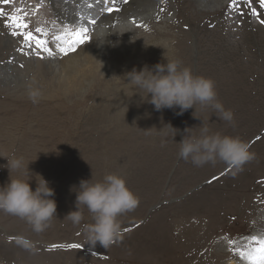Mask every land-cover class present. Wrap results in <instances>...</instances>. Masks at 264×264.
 <instances>
[{
	"label": "rangeland",
	"instance_id": "rangeland-1",
	"mask_svg": "<svg viewBox=\"0 0 264 264\" xmlns=\"http://www.w3.org/2000/svg\"><path fill=\"white\" fill-rule=\"evenodd\" d=\"M157 1L129 0L125 4L123 0H116L115 5L130 7L133 12L135 11L142 21L139 26L144 29L149 27L146 21L149 20L151 3ZM177 1H158L160 4H165L167 9L162 10L161 17L155 23L166 25L168 29L167 38L164 37V45L158 47V52L155 53L152 59H148L152 56H143L133 66L142 69L144 66L140 67L139 62L142 60L150 63L152 67L158 63H166L167 61L164 62L163 59L160 61L155 60V58L161 53L165 54L170 44L172 45L171 48L178 49L180 54V51L184 49L181 54L182 67H189L194 75H201L213 80L215 90L218 93L217 100L224 106L225 110L232 111L234 119L232 123H229L220 119L219 114L214 109L210 107L202 108L199 105L196 106V110L189 109L181 115L177 114L180 111L178 108L169 109L171 120L169 122L164 121L163 125L160 124L158 130H156V126L164 116L158 114L157 117H149L150 122L147 124L152 128L154 127L153 129L150 128L151 131L154 130V134H151V148L147 152L138 148L130 152L133 155L137 154L136 156L140 158L138 162L134 161V171L131 167V171L128 170L130 174H120L121 169L118 173L116 172L118 164L124 165L123 159H120L119 162L117 160L115 162L117 165L111 164L113 171L105 167L106 165H101L96 169L91 164H86L87 159L82 163L86 157L85 153L89 151V149H84L82 139L91 140L90 138L95 135L88 133L89 131L85 129L84 124L87 125L89 119L83 116L84 111L81 109L78 118L62 116L65 115L62 112L60 116H56V121L51 122L52 125L59 127L54 128L56 129L55 132H61V137L58 140H50L51 137L48 135L49 122L45 124L37 123L36 120L31 119L33 116L38 115L33 109L26 111L22 126L17 127L12 120H8L22 105L31 106L33 105L31 103L35 101L38 102V107L42 110L45 108V104H49V102H52L49 100L53 99L45 98L40 94L37 95L39 97H36L35 100H29L30 96L22 95L23 91L25 92V89L28 88V85L25 84L27 81H22V76L21 78L18 76L19 72H11L9 61L13 60L17 62L18 66L22 65L23 59L20 62L17 59V55L22 56L23 54L19 51L21 47L24 48L25 52L40 50L35 49L34 44L32 48L25 46L21 36H13V29L6 26L9 21L5 17L22 16L24 22L28 20L26 22L29 25L28 30L32 31L36 38L38 36V39L46 40L48 43L46 37L52 35L49 40L50 44H54L58 48L57 45H61L62 41L56 38L63 37L69 27H73L76 31L82 26V17L86 21L84 13L93 10V8L101 10L109 5L106 6L102 2H97V0H12L9 4L0 3V9L4 13V16H0V54L7 53L6 58H0V108L3 109L0 110V146L11 145L15 147L11 152L10 150L0 152V171L3 172L6 168L7 161L3 164L5 159H12L21 152V149L18 150L19 142H15L21 133L27 134L30 145L34 144V147L33 145L28 147L37 150L36 156L31 154L30 151L24 152L26 154H19H22L21 157L26 156L25 164L30 162L29 169L31 173L34 169L47 167L45 163L50 167V164H55L56 161L58 166H61L57 172L61 175H57L58 178H51L50 180L53 181H49V186L55 192L52 198L58 204L57 217L47 227L48 231L57 228L59 235L48 240L38 238L32 233L31 235L28 234L21 228H10L6 222V218L10 215L7 213L0 214V264H252L249 253L255 256L254 250L259 247L258 241L264 240L263 228L256 229L254 225L259 216H264V172L254 170L252 173L254 175L259 174L255 176H261L262 179L252 183L255 177H252V174L250 176L253 179L252 184L249 182L245 184V187L243 184L246 179H251L247 176L251 173V161L243 166L242 172H236L232 166L222 162L195 166L190 160L185 161L179 157L180 145L177 143L183 139L185 129L193 128L191 134L199 135L200 126L204 123L213 133L219 132L223 135L239 137L247 142L250 145V151L254 153V157L258 156V160H262V156H264V23L261 21L264 20V8L260 7V0H235V4H233V0H230L219 11L201 12L198 10L197 5H192L186 15H182L178 13ZM187 1L192 3L193 0ZM34 3H36V7ZM254 10L255 15L252 14ZM153 11L154 9L151 13ZM68 14L74 16L72 15V18L69 19ZM191 14L195 19L194 23H197L195 28H193L192 22L187 20V17H190ZM49 15L51 18L48 19ZM106 15L107 12L101 11V18ZM108 15L110 14L108 13ZM45 18L52 19V23L57 28L55 33L49 34L52 29L47 28L49 24L43 23ZM175 25L177 26L175 27ZM180 25L182 26L180 27ZM217 28L220 37L217 38V41L215 40V44L210 46L207 36L214 33ZM37 29L40 31L37 32ZM242 30L246 33L243 34ZM185 36L188 38H185ZM154 38L155 40L163 39L159 35ZM17 45L18 47L15 49ZM231 45L235 46L232 48ZM80 46L78 45L77 49ZM138 57L139 55L136 58ZM201 66L202 68H200ZM212 69L215 76H211L212 72L210 70ZM11 75L18 76L20 82H13L12 80V85L5 82V79L7 77L11 78ZM37 83L40 84L39 81ZM135 90L138 91L139 89L135 88ZM224 91L225 93H223ZM65 102L63 108H68L73 103L71 100ZM52 103L55 104V102ZM54 106L52 105L48 109ZM78 111L79 109H76L75 114ZM46 116L49 117L50 115L46 114ZM154 123L157 125L155 126ZM168 125L178 130L177 133ZM27 128L29 129L27 130ZM41 129L42 131H40ZM145 129L149 130L148 128ZM58 134L60 136V133ZM137 134L134 142L138 144V140L141 139L138 138L140 134ZM168 141L170 142L167 143ZM45 142H47V145L44 144ZM56 142L58 145H54ZM142 144H145V142L143 141ZM165 145L167 146L165 147ZM3 146L0 147V150ZM56 146L62 149L59 150ZM55 149L59 150L56 157L55 152L57 150ZM103 153L102 150H99L98 153H95V156L100 159ZM8 154L11 156L6 158ZM48 154H50V157L47 156ZM29 157L31 161L28 159ZM152 167L155 169L153 172L160 170L163 174L160 176V180H155L154 183L149 184L146 183L144 178L153 173L150 171ZM262 167V170H264V164H262ZM52 169H50V172ZM6 171L3 174L0 172V176L8 175V169ZM82 171H87L88 175ZM109 173L122 175L128 188L139 198V204L133 213L127 212L120 217L122 233L117 241L107 249L99 244L96 247H90L85 242L82 227L74 226L65 216L76 210L75 189L79 188L81 180L92 179V182L95 183L102 181L104 176ZM41 176L47 180V177ZM5 180L7 181V179ZM35 180H31L33 190H35L36 182L39 183L38 180ZM0 185H3L2 180H0ZM238 186L243 187L241 189ZM58 207L65 208L61 210ZM85 218V223H91V214H88L87 211H85ZM62 224L63 227H59ZM73 244L80 247H70Z\"/></svg>",
	"mask_w": 264,
	"mask_h": 264
},
{
	"label": "bare ground",
	"instance_id": "bare-ground-1",
	"mask_svg": "<svg viewBox=\"0 0 264 264\" xmlns=\"http://www.w3.org/2000/svg\"><path fill=\"white\" fill-rule=\"evenodd\" d=\"M23 1H25V0H23ZM158 1L151 3L152 8L151 9L149 8V9L151 11L154 9V11L152 13H151V11L149 12L150 13L148 16L149 20L146 21V23L148 22L149 27L148 28L146 27L144 29H141V27L138 26L139 23H141L142 21L137 16L136 12L135 11L133 12L130 7L115 5V7L117 6V8H119L120 11L114 15H111V14L108 15V13H107V15L103 18L100 17V15H101L100 9H94L93 8V10H88L86 13H84V15L86 17V21L88 19H92V18H95V20H96L95 24H88V23H86V21L83 17L81 19V22L83 23L82 26L87 27L89 29V32H88L89 40L84 45H81L79 47V49H77L75 52H69L67 55L60 53L58 48H56L54 46V44H50L49 40H50V37L52 36L51 34L53 32L55 33V30H57L56 25L54 23H52L53 22L52 19L48 20L49 18H51V16L49 15L47 17L48 19H46V18L43 19V23L46 22L47 24H49L47 26V28L52 29L51 32H49V34L51 36L48 37L49 35H47L46 39H48L47 44H48L49 48H51L53 55L48 56V54L46 52H43L42 50H40V51L31 50V52L30 51H27V52L24 51V53H28V54L25 55L23 53L22 56L17 55V59L19 62L21 59H23L22 65L18 66L17 62L11 60V61H9V63L11 64V65H9V67L11 69V72H13V73L19 72L18 76L20 78L22 76V78H23L22 81H24V82L27 81L25 84L28 85V88L25 89V92L23 91L22 95L30 96L29 100H35L36 97H39L37 95L41 94L45 98L53 99L54 101L53 100H49V101L55 102V104H53L52 102H49V104H45V108L42 110L39 109L38 102H35V101L31 103V104H33L31 106L22 105L16 113H13L8 118V120H12V122L14 124H16L17 127L22 126V123L24 122V117H25L24 115L26 114V111L33 109V111H36V113L38 115L33 116V118H31V119L36 120L37 123H44L45 124L46 122H49L48 135L51 137L50 140L51 139L58 140L61 137V132H55V130L59 127L52 125L51 122L56 121L57 120L56 116H58V115L60 116L62 112L65 113V115H62V116L78 118V117H80L79 112L81 109L84 111L83 116L86 119H89L87 125L84 124L85 129L89 131L88 133L95 135L94 137L90 138L91 140L82 139V141L84 143V145H83L84 149L85 150L89 149V151H87L88 153H85L86 157L83 159L82 163H84V161L87 159L88 162L86 164H89V165L91 164L96 169L98 167H100L101 165H103V166L106 165L105 167H107L108 169H111L112 163H114L113 165H115V164L117 165V163H115V162H117V160L119 162L120 159H123L124 165L118 164V166H117L118 170L116 172L118 173V171L121 169V171H119L120 174H127V173L130 174L129 171H131V168H132V171H134L133 170L134 169L133 166L135 164L134 161L138 162L140 160V158L138 156H136L137 154L133 155L130 152L134 151L135 148H138L141 151L144 150V152L145 151L147 152V151H149L148 149L151 148V144H150L151 134L154 132V130L151 131L150 128H152V127H150L149 124H147L150 122V120L148 118L151 116L157 117V116H159L158 114H161V116H164L159 120L158 126H156L157 124L154 123L156 126V130L159 129L160 124L163 125L164 121L169 122V120H171V114H170L169 109H163L159 112L155 111L154 106L146 102L147 93L143 92L141 90L136 91L135 87L132 85L126 84L127 80L124 79L126 74L128 72H131L133 70V68L136 67V66L134 67L133 64L138 62V60H141V57H143V56L144 57L152 56V57L148 58V59H152L153 56L155 55V53L158 52V47H161L165 43L164 37L167 38L166 33H167L168 29H167L165 24L161 25L159 23H155V21H157L161 17L160 13H163L161 9L166 10L167 6L163 3L160 4ZM229 1L230 0H193L192 3H190L187 0H185V1L184 0H178L176 2V4L178 5V7H177L178 13L182 14V15H186L188 10L191 9L192 5H197L198 10L201 12H215V11L222 10L227 5V3ZM35 4L36 3H34V5ZM247 5H248V3H247ZM109 6H111V5H109ZM15 7L18 8L17 6H15ZM35 7H36V5H35ZM168 11H169V9H168ZM70 12H72V11H70ZM105 13H106V11H105ZM164 13H165V11H164ZM73 14H68L69 19L72 18ZM34 15H35V13H34ZM191 16H192V14L190 15V17H187V16L186 17H187L188 22H192L193 28H195V27H197V25H196L197 23L196 24L194 23L195 19L193 18V16L192 17ZM163 17H165V16H163ZM179 18H180V16H179ZM179 18H177V19H179ZM133 19H135V21H136L135 24L133 23ZM258 19H260V18H258ZM176 23H178V22L176 21ZM169 25H171V24H169ZM176 26L177 25H175V27ZM181 26L182 25H180V27ZM40 27H42V26H40ZM68 30L71 32L75 31V29L73 27H69ZM244 30H245V28H244ZM126 31H128V32L124 33ZM244 32L245 31H243V34H244ZM184 34H187V33H184ZM157 35L163 37V39H158V40L156 39L155 40L154 37H156ZM177 37H178V35H177ZM218 37H220V35H218V28H217L214 33H211L210 35L207 36V39H208V42L210 43V46L212 44H215V40L217 41ZM37 38H38V36H37ZM185 38H188V37L185 36ZM187 40L189 41V39H187ZM150 41H151V43H149ZM61 46H66V45L61 44ZM171 46L172 45L170 44V46L168 47L169 49L166 50L167 52L165 54L161 53L159 56H157L160 58L157 59V57H156L155 60L161 61L163 59L165 62V61H169L168 59H171V60L179 59L181 61V54L184 51V49H182L180 51L181 52V54H180L178 52V49H176L174 47L171 48ZM234 46L235 45H231L232 48ZM17 47H18V45L15 47V49ZM211 48H213V47H211ZM37 52H39V54L42 55L44 58H42V59L39 58V56L36 54ZM18 54H20V53H18ZM6 55H7L6 52L3 54H0V58L1 59L6 58ZM138 55H139V57L136 58ZM139 62H140V67L141 66H148L149 68L152 67L150 65V63L145 62V60H142ZM215 62L217 63L218 61H215ZM244 63H246V62H244ZM247 65H249V64H247ZM200 68H202V66ZM135 69L140 70L139 68H135ZM207 70H209V69H207ZM210 71L212 72L213 69ZM212 75L215 76V74L213 72H212L211 76ZM18 76L16 77L14 75H11L12 79L7 77L5 79V82L10 83L11 85L13 84V82H20V78ZM211 76L209 75V77H211ZM228 76H230V75H228ZM255 77H256V75H255ZM13 78H15V79H13ZM12 80H13V82H12ZM38 81L40 82V84L37 83ZM256 83H257V81H256ZM38 90L40 91L39 94H38ZM243 92H245V91H243ZM223 93H225V91ZM224 96H225V94H224ZM41 99H43V98H41ZM149 99H150V97H149ZM66 100H68V101L71 100L73 103L71 102L72 104L70 105V107L67 106L68 108H63V105H64V103H66L65 102ZM52 105H55V106L51 109H48ZM13 106H15V105H13ZM71 106L72 107L74 106V107L72 108ZM75 106H77V107H75ZM13 109H16V108H13ZM55 109H58V110H55ZM74 109L75 110L79 109L77 114H75ZM0 110H3V109L0 108ZM5 110H7V109H5ZM4 112L6 113V111H4ZM171 113H172V111H171ZM46 114H49L50 116L47 117ZM153 118H152V120H153ZM29 119H30V117H29ZM81 119H83V118H81ZM60 120H63V119H60ZM154 120H156V119H154ZM74 121H75V119H74ZM83 123H85V122H83ZM81 127H83V126H81ZM21 128H23V127H21ZM24 128H25V126H24ZM54 128H56V129H54ZM78 128H79V126H78ZM145 128H148L149 130H146ZM28 129L29 128H27V130ZM40 131H42V129ZM58 133H60V136ZM85 133H86V131H85ZM137 133L140 134L138 136V138L141 139V140H138V144L136 142H134L135 135ZM40 134H41V132H40ZM167 134H170V133H167ZM28 135H30V134H28ZM88 136L90 137L91 135H88ZM82 138H84V137H82ZM136 139H137V137H136ZM165 139H166V137H165ZM142 140L145 142V144H142V142H143ZM5 141H6V139H5ZM15 142L16 143L19 142L18 150L21 149V152L18 151L19 153L17 155H15L16 158L21 157L22 154H26L24 152H27V151H30V153L35 155V156L37 155V150L35 148L34 149L29 148V147H32V145L34 147V144H31V145L29 144L30 139L28 138L26 133H21ZM169 142L170 141H168L167 143H169ZM171 143H172V141H171ZM44 144L47 145V142H45ZM147 144H148V146H147ZM54 145H58V143L56 142V144H54ZM2 146H0V147H2ZM166 146L167 145H165V147ZM45 147H48V146H45ZM56 147H58V146H56ZM3 148L0 150V152L3 150H4V152H5V150L6 151L10 150V152H11V150L14 149L15 147H12L10 145V146H3ZM58 149H59V147H58ZM58 149H55V150H57L55 152V157L59 154V150L62 148H60L59 150ZM99 150H102L104 152L102 154V156L99 155L100 159H98L97 156H95V153H98ZM46 151H47V149H46ZM158 151H160V150H158ZM20 153H22V154L19 155ZM9 154L6 156V158L9 156ZM124 154H125V157H124ZM147 154H149V153H147ZM49 155L50 154H48L47 156L50 157ZM1 157H3V155H1ZM25 157L26 156L23 155V159ZM152 157H154V156H152ZM257 157H255L251 161V169H250L251 173H249L250 171L249 172L247 171L249 173L247 175L248 177H250L252 174H253L252 177H254L255 175H259V174L254 175V173H252L254 170L257 172H262V173L264 172V170H262V168H263L262 164H264V161H263L264 156H262L261 161H259L258 160L259 157L258 158ZM28 159H30V161H31L30 157ZM6 161L7 160L5 159L3 164H5ZM24 161H26V158L24 159ZM1 162H2V160H1ZM45 164L47 167H43L40 169H38L36 167L37 169L32 170L33 174H29L28 176H23L20 178L28 179L30 176L31 179H36L39 181L40 178L38 176H35V174H38L40 176L44 175L45 177H47V181L49 182V181H53V180H50L51 178L55 179L57 177V175L58 176L61 175V174H57V172L59 171L58 168L60 169L61 166L59 167L58 163L56 161H55V164L51 163L50 167L47 165V163H45ZM155 165H157V164H155ZM171 165H173V164H171ZM78 166H80V165H78ZM121 166L123 169L121 168ZM42 169L44 170V172ZM50 169H52L51 172H50ZM6 170H7V167L3 170V172H1V171L0 172L3 174ZM154 170L155 169L152 167L150 171L153 172ZM104 171H105V169H104ZM111 171H113V170L111 169ZM80 172H81V170H80ZM82 172L83 173L85 172L86 174L88 173L87 171H82ZM241 172H242V170H241ZM162 174L163 173L160 170H157V172H153L151 175L148 174V176H146L148 178L145 177L144 180L146 181V183L151 184L155 180H160L159 178H160V176H162ZM18 176H19V174L17 172H13L11 174V178H13V179L17 178ZM103 176H104V174H103ZM2 177L3 176H0V180H2V183L4 185L9 181V174L4 176L3 178ZM255 177H254V180L251 177H250L251 179L247 178L248 180L246 179V182H244V184L243 183L242 184L245 186V184H248L249 182L251 183L252 180H253L252 183H255V182H257L258 179H260V180L262 179L261 176L256 177V178ZM5 179H7V181ZM44 179L46 180V178H44ZM132 181H135V180H132ZM3 185H0V186H3ZM242 187H239V188L242 189ZM62 188H65V187H62ZM65 201H67V200H65ZM253 203H255V202L253 201ZM252 204H250V205H252ZM256 206H254V207H256ZM63 208H65V207H63ZM59 209H61V208H59ZM256 210H257V208H256ZM131 212L133 213L134 210L130 211V213ZM3 213H5V212L0 211V214H3ZM128 219H129V216H128ZM6 222L9 224L10 228H14V227L21 228L25 232H27L28 234L31 235V233H32L34 236H36L38 238H46L48 240L51 238H55L56 236L59 235L58 234L59 230H57V228H53L49 231L46 228L43 232L36 233L35 231H33L31 225H29L26 221H24L18 217L12 216V215H10L8 218H6ZM6 222H5V224H6ZM254 225H255L256 229H262L263 228V230H264V216L263 217L259 216L255 220ZM59 227L62 228L63 224L60 225Z\"/></svg>",
	"mask_w": 264,
	"mask_h": 264
},
{
	"label": "clouds",
	"instance_id": "clouds-1",
	"mask_svg": "<svg viewBox=\"0 0 264 264\" xmlns=\"http://www.w3.org/2000/svg\"><path fill=\"white\" fill-rule=\"evenodd\" d=\"M124 79L126 84L147 93L146 102L153 105L155 111L178 108L177 114L181 115L189 109L196 110L199 105L210 107L220 119L233 122L232 111L225 110L217 100L215 82L194 75L189 67H182L179 59L158 63L151 68H133ZM172 129L177 133L178 130ZM191 129H185L183 139L177 143L180 145L178 155L195 166L222 162L239 172L255 158L250 145L239 137L213 133L204 123L200 126L199 135H192ZM6 160L9 181L0 186V211L26 221L33 231L41 233L57 217V203L52 198L54 189L42 176L35 174L40 180L33 190L30 176L28 179L20 178L33 174L29 169L30 163L25 164L23 157ZM13 171L19 174L15 179L11 178ZM75 193L76 210L65 218L74 226L82 227L85 242L90 247L99 244L107 249L117 241L122 233L120 217L139 204V198L128 188L126 180L117 174H108L95 183L92 179L81 180ZM85 211L91 214V223H85Z\"/></svg>",
	"mask_w": 264,
	"mask_h": 264
},
{
	"label": "snow or ice",
	"instance_id": "snow-or-ice-1",
	"mask_svg": "<svg viewBox=\"0 0 264 264\" xmlns=\"http://www.w3.org/2000/svg\"><path fill=\"white\" fill-rule=\"evenodd\" d=\"M11 2L12 0H0V3H3V4H9ZM97 2H102L106 6L111 5V6H107L101 9V11H106L107 13L111 15H114L120 11L119 8L115 7L116 0H97ZM128 2L129 0H123V3L125 4ZM233 4H235V0H233ZM260 7L264 8V0H260ZM253 14L254 15L256 14L255 11ZM0 16H4L2 9H0ZM5 19L9 21V24L6 26L11 27L13 29L12 35L21 36L23 38L25 46L32 48L34 44L35 49H39V50H42L43 52H46L48 56L53 55V52L51 48H49L47 42L45 40L36 38L33 35L32 31L28 30L29 25L26 22H24L22 16L13 15V16L5 17ZM261 22L264 23V20H262ZM86 23L95 24L96 20L95 18L88 19ZM133 23L134 24L136 23L135 19H133ZM36 31L39 32L40 30L37 29ZM88 32H89V29L87 27L80 26L75 32L66 31V34L63 37H57L56 38L57 40H61L62 44L66 45V46L57 45L59 52L64 55H67L69 52L76 51L78 45H83L89 40ZM19 51L24 53V48L21 47ZM24 54L27 55L28 53H24ZM36 54L39 56V58L41 59L44 58L42 55L39 54V52H37ZM258 244H259V247L254 250L256 255L253 256L251 253H249V258L252 260V264H264V240L258 241ZM70 247L78 248L80 246L73 244V245H70Z\"/></svg>",
	"mask_w": 264,
	"mask_h": 264
}]
</instances>
